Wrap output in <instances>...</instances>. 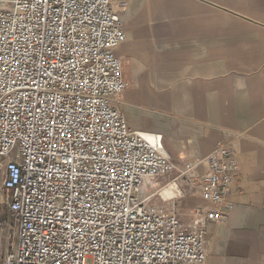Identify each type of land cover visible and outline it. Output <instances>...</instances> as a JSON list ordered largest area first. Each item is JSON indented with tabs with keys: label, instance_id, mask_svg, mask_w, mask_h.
<instances>
[{
	"label": "built area",
	"instance_id": "1",
	"mask_svg": "<svg viewBox=\"0 0 264 264\" xmlns=\"http://www.w3.org/2000/svg\"><path fill=\"white\" fill-rule=\"evenodd\" d=\"M126 40L114 0H0V264H206L208 224L234 209L235 136L179 164L132 130ZM171 176L205 203L188 224L152 185Z\"/></svg>",
	"mask_w": 264,
	"mask_h": 264
},
{
	"label": "crops",
	"instance_id": "2",
	"mask_svg": "<svg viewBox=\"0 0 264 264\" xmlns=\"http://www.w3.org/2000/svg\"><path fill=\"white\" fill-rule=\"evenodd\" d=\"M114 6L127 33L118 55L129 82L117 106L130 128L162 134L179 164L208 156L222 129L235 136L234 209L228 221L208 224L206 264H264V0ZM175 178L152 185L188 224L205 203L196 184Z\"/></svg>",
	"mask_w": 264,
	"mask_h": 264
},
{
	"label": "bare ground",
	"instance_id": "3",
	"mask_svg": "<svg viewBox=\"0 0 264 264\" xmlns=\"http://www.w3.org/2000/svg\"><path fill=\"white\" fill-rule=\"evenodd\" d=\"M176 185H174V184H172V185H170V187H168V188H166V189H163L162 190V194L163 195H165V197H166V195H168V194H170V197H172L171 196V192L172 193H174V190H175V187ZM169 196V195H168Z\"/></svg>",
	"mask_w": 264,
	"mask_h": 264
}]
</instances>
